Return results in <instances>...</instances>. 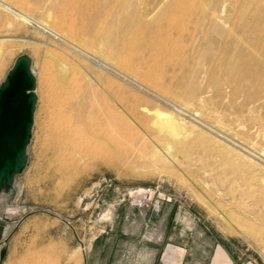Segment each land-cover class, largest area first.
Here are the masks:
<instances>
[{
  "label": "rangeland",
  "instance_id": "rangeland-1",
  "mask_svg": "<svg viewBox=\"0 0 264 264\" xmlns=\"http://www.w3.org/2000/svg\"><path fill=\"white\" fill-rule=\"evenodd\" d=\"M129 50L159 82L119 68L112 53ZM21 53L37 105L28 164L0 192V264H102L147 185L145 207L196 213L264 264V0H0V82ZM67 79L78 139L63 154L53 91Z\"/></svg>",
  "mask_w": 264,
  "mask_h": 264
},
{
  "label": "crops",
  "instance_id": "crops-1",
  "mask_svg": "<svg viewBox=\"0 0 264 264\" xmlns=\"http://www.w3.org/2000/svg\"><path fill=\"white\" fill-rule=\"evenodd\" d=\"M163 208L153 211L144 204H134L124 209L117 218L122 226L106 234L111 244L107 249L102 247V264H253L252 259H241L231 250L229 242L204 230L196 213L179 209L172 216L171 212L164 214ZM155 218L161 221L162 229L156 228ZM163 244L168 246L160 258L159 246ZM91 259L89 255L86 264H95Z\"/></svg>",
  "mask_w": 264,
  "mask_h": 264
},
{
  "label": "water",
  "instance_id": "water-1",
  "mask_svg": "<svg viewBox=\"0 0 264 264\" xmlns=\"http://www.w3.org/2000/svg\"><path fill=\"white\" fill-rule=\"evenodd\" d=\"M13 61L0 82V120H14L13 128L11 124L7 127L5 137L2 138L3 131L0 132V192L11 191L15 177L28 164L27 145L32 137L37 105L31 57L21 53ZM5 254L6 248H1L0 259Z\"/></svg>",
  "mask_w": 264,
  "mask_h": 264
},
{
  "label": "bare ground",
  "instance_id": "bare-ground-1",
  "mask_svg": "<svg viewBox=\"0 0 264 264\" xmlns=\"http://www.w3.org/2000/svg\"><path fill=\"white\" fill-rule=\"evenodd\" d=\"M21 15H23V14H21ZM71 25L72 24H70L69 26H71ZM71 28L73 29L72 26H71ZM77 47H80V46H77ZM80 48L82 50H85L82 47H80ZM86 53H87V51H86ZM112 54L117 59L116 63L121 70L123 69L125 71H130L134 75L135 74L139 75V77L141 76L142 79H144L145 81H156L157 80L158 75H156V73L153 71L152 64L149 63V65H147L148 64L147 63V64L143 65L144 67L139 66L138 63H136L137 62L136 57H134L133 53L130 50L127 53L125 51V53L121 54V56L118 54L115 55V53H112ZM113 68L116 71L122 72V74L124 73V75L128 76L127 73L120 71L119 69H117L115 67H113ZM32 71H33V69H32ZM159 79H160V77H159ZM139 84H141V82H139ZM54 88H55L54 91L53 90L52 91L54 92V102H55L57 109H56V112L54 115L55 118H53L54 123L52 125L53 126L52 131L54 133L53 136H54L55 145L57 146L58 150H61V151L63 150V154H64L65 152L68 151L67 147L70 145V143L73 142L72 140L78 139L76 126L73 125L74 124L73 123L74 111L76 109L77 104L79 103L77 101V99H78L77 98L78 97V87H76V82L74 80H72V79L68 80L67 79L65 84H62V85L56 84ZM10 124H11V127L13 128V126H12L14 124L13 119L10 118V121H8V119L6 120V119L1 118V120H0V132L3 131L2 132L3 133L2 138L5 137V135L8 133V132H6V130ZM72 146H74V145L72 144L69 147H72ZM72 149H69V150H72ZM140 189H141V187H139L138 191ZM131 195L136 199L137 203L141 202L140 197L135 195V193L131 192Z\"/></svg>",
  "mask_w": 264,
  "mask_h": 264
},
{
  "label": "built area",
  "instance_id": "built-area-1",
  "mask_svg": "<svg viewBox=\"0 0 264 264\" xmlns=\"http://www.w3.org/2000/svg\"><path fill=\"white\" fill-rule=\"evenodd\" d=\"M139 187H141V189L138 191ZM138 188H134L129 192V195L131 197V199L134 200L135 204H145L148 201H152L154 195L158 194L157 189L158 186L155 185H147V186H139ZM131 192L135 193V195L139 196L141 199L140 203L136 202V199L131 195ZM155 202L159 203V199H155Z\"/></svg>",
  "mask_w": 264,
  "mask_h": 264
}]
</instances>
